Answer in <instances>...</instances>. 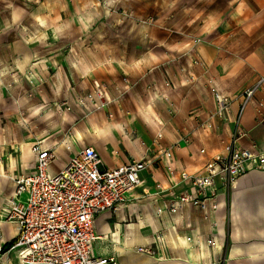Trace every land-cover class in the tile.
<instances>
[{
  "label": "rangeland",
  "instance_id": "obj_1",
  "mask_svg": "<svg viewBox=\"0 0 264 264\" xmlns=\"http://www.w3.org/2000/svg\"><path fill=\"white\" fill-rule=\"evenodd\" d=\"M228 5L0 0V161L12 171L16 165L18 175L24 172L18 165L23 150L47 141L59 150L53 167L60 168L66 159L62 146L89 144L91 138L103 158L140 159L148 150L153 164L157 145L177 146L185 120L203 115L206 129H213V120L218 128L226 126L227 110H219L218 88L205 76L198 45L208 23ZM100 127L107 138L98 134ZM157 131L166 140L156 145Z\"/></svg>",
  "mask_w": 264,
  "mask_h": 264
},
{
  "label": "crops",
  "instance_id": "obj_2",
  "mask_svg": "<svg viewBox=\"0 0 264 264\" xmlns=\"http://www.w3.org/2000/svg\"><path fill=\"white\" fill-rule=\"evenodd\" d=\"M228 1L227 10L223 12L220 8L218 19L210 21L204 29L198 50L202 67L206 66L209 72L205 76L213 80L218 88L215 91L222 92L228 100L229 121L223 128H218L213 120V129H206L202 115L185 120L183 136L177 138L175 133L166 131L167 137L177 138L174 142L177 146L171 148L172 157L163 156L162 145L156 144L154 163L149 171L142 173L144 181L134 191L133 198L116 211H105L97 218L98 235L107 236L119 230L117 224H121L120 233L117 231L121 245L115 247L102 240L96 246L101 250L108 243L107 249L115 251L123 264H264V169L251 170L233 189L224 187L218 180L215 199L218 207L213 211L201 210L191 203L180 205L173 213L169 208L172 199L189 188V183L179 181L181 171L203 173L208 161L225 154L237 128L236 120L242 133L236 134L235 145H256L264 149V81L255 90L253 99L243 107L245 91L264 77V0ZM165 94L167 92L164 97ZM203 110L205 105L200 109ZM152 112L154 115V108ZM154 125L158 127L156 122ZM186 137L198 141L199 145H187ZM89 139L91 143L80 146L69 141L60 150L66 159L84 145H92L101 151L99 144ZM159 140H166L163 133ZM29 145L30 150H23L21 161L18 160L24 172L34 161L32 143ZM68 146L72 148L68 149ZM168 148L166 145L165 149ZM202 149L205 152H201ZM149 154L148 150L143 151L142 156ZM102 159L108 167L128 161L115 162L107 156ZM8 165L7 169L5 162L0 161V205L15 187L16 165L15 171ZM168 165L173 167V177L179 181L174 186L169 182ZM17 226L11 222L3 226L7 239H13ZM160 235L164 236V241L159 240ZM127 239L132 245H127ZM141 245L149 246L152 255L139 253L136 248ZM11 256L9 260H3L7 264L16 263V256Z\"/></svg>",
  "mask_w": 264,
  "mask_h": 264
},
{
  "label": "built area",
  "instance_id": "obj_3",
  "mask_svg": "<svg viewBox=\"0 0 264 264\" xmlns=\"http://www.w3.org/2000/svg\"><path fill=\"white\" fill-rule=\"evenodd\" d=\"M263 81L264 77L245 91L243 107ZM216 100L220 111L228 109V100L220 91ZM236 121L237 128L225 154L208 161L203 173L181 171L179 181L189 183V188L172 199V213L188 203L213 211L218 207V180L233 189L251 170L264 169V149L235 145L236 134L242 133ZM31 151V168L15 175L14 191L0 205V264H7L3 259L9 260L13 254L21 264H123L115 251L97 249V242L103 239L97 234L96 220L105 211H116L133 198L144 181L142 173L151 168L148 156L108 167L94 146L84 145L62 167L54 168L59 150L53 144L36 141ZM160 151L163 156L172 157L171 148ZM167 170L171 186L178 184L173 167L168 165ZM12 221L17 222L18 231L13 239H7L3 226ZM136 250L153 253L147 245Z\"/></svg>",
  "mask_w": 264,
  "mask_h": 264
},
{
  "label": "bare ground",
  "instance_id": "obj_4",
  "mask_svg": "<svg viewBox=\"0 0 264 264\" xmlns=\"http://www.w3.org/2000/svg\"><path fill=\"white\" fill-rule=\"evenodd\" d=\"M101 92V91H100ZM99 96L100 97H102V94L101 93H99ZM97 132H98V134L100 135V136H102V137H105L106 135H108V132L106 131V129L105 128H101L100 127V129H99V131L97 130ZM11 223H16V225H17V222L16 221H12ZM117 227H119L120 229L119 230H117V231H119V233H120V230L122 229L121 228V224L120 223H118L117 224ZM114 228V227H113ZM17 231H18V227H17ZM117 231H113L111 234H109V235H107V236H104V235H101V239H103V243H104V240H107V241H109V242H111L115 247H118L119 245H121V244H119L120 242H121V238H120V236L119 235H117ZM17 233V232H16ZM125 235H126V233H125ZM164 236L163 235H160V237H159V240H161V241H164L165 240V238H163ZM128 240V239H127ZM131 240V239H130ZM160 244V243H159ZM127 245L129 246V245H132V243H130V241L128 240L127 241ZM121 250V249H120Z\"/></svg>",
  "mask_w": 264,
  "mask_h": 264
}]
</instances>
